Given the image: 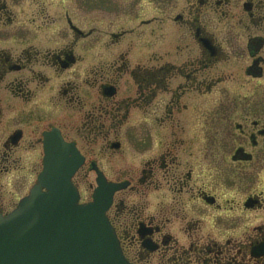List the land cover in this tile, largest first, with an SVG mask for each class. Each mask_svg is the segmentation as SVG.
Returning <instances> with one entry per match:
<instances>
[{"label": "flooded vegetation", "instance_id": "obj_1", "mask_svg": "<svg viewBox=\"0 0 264 264\" xmlns=\"http://www.w3.org/2000/svg\"><path fill=\"white\" fill-rule=\"evenodd\" d=\"M54 160L130 264H264V0H0V217Z\"/></svg>", "mask_w": 264, "mask_h": 264}, {"label": "water", "instance_id": "obj_2", "mask_svg": "<svg viewBox=\"0 0 264 264\" xmlns=\"http://www.w3.org/2000/svg\"><path fill=\"white\" fill-rule=\"evenodd\" d=\"M83 162L45 161L36 188L0 217V264H130L106 216L119 186L99 175L93 201L80 204L72 177Z\"/></svg>", "mask_w": 264, "mask_h": 264}, {"label": "rangeland", "instance_id": "obj_3", "mask_svg": "<svg viewBox=\"0 0 264 264\" xmlns=\"http://www.w3.org/2000/svg\"><path fill=\"white\" fill-rule=\"evenodd\" d=\"M226 87H228V91L231 89L230 87L231 86H226ZM245 89V88H244ZM120 161H116V164H121V163H119ZM86 181H85V184H86V188H88V186H89V184L91 183H93V185H94V179H93V177H91V176H89V177H87L86 179H85ZM93 190V189H92ZM91 193H92V191H91ZM85 195H86V193H85ZM91 195V194H90ZM90 198V197H89Z\"/></svg>", "mask_w": 264, "mask_h": 264}]
</instances>
